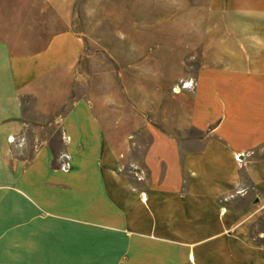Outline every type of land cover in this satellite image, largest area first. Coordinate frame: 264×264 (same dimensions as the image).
<instances>
[{
    "label": "crops",
    "instance_id": "obj_1",
    "mask_svg": "<svg viewBox=\"0 0 264 264\" xmlns=\"http://www.w3.org/2000/svg\"><path fill=\"white\" fill-rule=\"evenodd\" d=\"M187 2L142 29L193 71L152 73L160 55L67 108L75 0H0V264H264V0Z\"/></svg>",
    "mask_w": 264,
    "mask_h": 264
},
{
    "label": "rangeland",
    "instance_id": "obj_2",
    "mask_svg": "<svg viewBox=\"0 0 264 264\" xmlns=\"http://www.w3.org/2000/svg\"><path fill=\"white\" fill-rule=\"evenodd\" d=\"M187 1L75 0L71 14V30L81 39L83 56L74 72L71 97L66 107L69 108L75 91L80 92L85 89L90 91L93 87L106 89L111 82L121 90L123 81L127 77L131 81H138L134 75H140L138 73L140 67L149 60H157L160 55L163 56V61L153 63V68L150 70L152 73L158 75L174 73L176 57L181 60L182 74H185L186 69L193 71L198 63V51L195 48L189 50L188 46L179 43V54L177 53L174 58L172 51L177 50L173 46L176 44L173 42L174 37L152 42L148 37L149 34L153 37L155 32L142 29L144 25L153 27L154 24L161 22L170 23L177 16L181 19L185 14L183 12L177 14V9L186 8L185 6L190 4ZM203 1L192 0V4ZM180 32V42L185 44L189 39L182 35V29ZM162 33L165 35L168 31L164 29ZM174 35L175 31H172V36ZM140 36L143 37L144 42L146 40L147 42L138 41ZM161 47L164 48L160 49ZM62 112L63 109L60 113ZM41 133H46V138L51 140L50 144L56 150L61 149L62 136L58 125L44 126ZM31 143L33 142H30V147H32ZM27 155L29 156V153ZM262 238L261 236L260 239Z\"/></svg>",
    "mask_w": 264,
    "mask_h": 264
},
{
    "label": "built area",
    "instance_id": "obj_3",
    "mask_svg": "<svg viewBox=\"0 0 264 264\" xmlns=\"http://www.w3.org/2000/svg\"><path fill=\"white\" fill-rule=\"evenodd\" d=\"M193 87H194V83H193L192 80L180 81L177 85H175V86L171 89V93L177 95V94L181 93L182 91H191V90L193 89ZM8 140H9V142H10L11 144H16V145H18V146H21L22 143H23V140H22V139H20V140L17 141V142H16V140H15L14 138H10V139H8ZM244 157H245V155H242V154H240V155H236V156L234 157V160H235L237 163H241V160H242ZM64 158H65V161H66V157H64ZM67 168H68V164H67V162H65V163H63V165L61 166V171L65 172V171L67 170ZM138 178H139V177H138ZM243 195H244V191H237V192L234 193V195H230V196L224 198V199H223V202L230 201V200H232V199H233L234 197H236V196H243ZM223 211H224V210H222V212H223Z\"/></svg>",
    "mask_w": 264,
    "mask_h": 264
}]
</instances>
